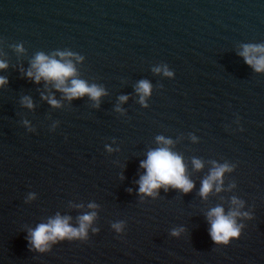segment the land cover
<instances>
[{"label": "water", "instance_id": "95a60500", "mask_svg": "<svg viewBox=\"0 0 264 264\" xmlns=\"http://www.w3.org/2000/svg\"><path fill=\"white\" fill-rule=\"evenodd\" d=\"M246 45L264 46V0H0V264H264V73ZM65 51L82 58L76 78L104 89L98 106L27 76L38 53ZM158 137L182 157L188 194H139ZM217 165L232 170L203 198ZM234 198L251 219L215 244L208 213ZM93 212L86 241L28 243L57 215L78 228Z\"/></svg>", "mask_w": 264, "mask_h": 264}, {"label": "clouds", "instance_id": "9594fccd", "mask_svg": "<svg viewBox=\"0 0 264 264\" xmlns=\"http://www.w3.org/2000/svg\"><path fill=\"white\" fill-rule=\"evenodd\" d=\"M18 48V51H22ZM245 63L253 68L257 73H264V46L246 45L240 53ZM56 57H59L57 59ZM77 61L81 57L74 56L72 52H56L52 56L44 53H38L32 63V70L27 72L30 79H34L36 83H40L41 79L45 82H51L56 89L66 94L68 99H79L88 96L91 100L99 104L100 99L106 95L103 88L96 85H89L86 81L76 78L77 73L72 59ZM8 65L0 61V71H4ZM157 73L160 68L155 69ZM165 76H171L172 73L165 67L163 69ZM8 83L5 77L0 76V87ZM140 95V103L145 104V98L151 94V84L148 81H141L136 89ZM53 107L59 104L55 98H46ZM121 102H125L127 97L122 96ZM26 106L32 107L30 100L26 99ZM119 111V109H117ZM243 131V129H240ZM158 143L163 145L148 153L147 159L142 161L140 167L145 170V174L139 180V194L154 196L158 194V190L163 188L167 191L169 188L180 190L185 194L191 192L194 184L188 179L185 172V166L182 157L172 152L168 147L172 141L164 137L157 138ZM197 170L202 168V163L198 160L193 161ZM228 165L214 166L207 179L202 182L200 195L206 198L213 190L221 191L222 177L226 172L231 171ZM232 203L236 205V210L225 214L222 207H216L208 213L209 223L211 225L209 236L213 243L223 246H230L234 240H239L243 224L237 223V217L243 215L251 219L247 212L241 213L240 208L243 203L237 199H233ZM89 207H94L90 205ZM95 213L85 214L79 218V227L75 228L70 225V218L57 215L54 219H50L47 223H41L30 231L28 243L32 249L38 252H47L52 244L60 243L65 240H87L88 229L95 219ZM119 233L122 226L117 224L113 226ZM93 231H96L95 229ZM172 235H177L173 232Z\"/></svg>", "mask_w": 264, "mask_h": 264}]
</instances>
